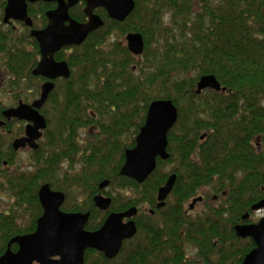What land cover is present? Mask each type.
I'll list each match as a JSON object with an SVG mask.
<instances>
[{"label":"trees","instance_id":"1","mask_svg":"<svg viewBox=\"0 0 264 264\" xmlns=\"http://www.w3.org/2000/svg\"><path fill=\"white\" fill-rule=\"evenodd\" d=\"M135 2L124 22L98 9L105 25L70 54H57L68 59L72 76L58 82L42 109L48 118L46 142L34 151L31 170L5 168L14 164L16 152L9 127H0V190L12 197L0 203V257L11 238L35 231L44 183L66 193L65 211H90L88 230L100 228L109 212L140 211L138 233L116 258L88 250L85 264H242L255 247L235 226L251 222L243 216L253 215L251 207L264 199V0ZM4 5L0 0V13ZM83 6L71 10L80 21L86 19ZM52 7L29 5L35 28L46 25ZM129 32L143 34L141 56L115 37ZM0 57L13 89L40 80L32 74L40 51L31 28L19 33L0 19ZM209 74L227 90L198 94L200 78ZM158 99H171L178 108L168 134L171 157L158 159L155 171L138 183L120 170L149 105ZM6 108L0 104V120ZM89 125L88 139L79 140V130ZM172 174L177 176L173 191L158 209V190ZM104 180L110 185L103 193L112 197L107 212L93 200ZM197 195L205 206L194 215L187 203ZM153 208L156 214L150 213Z\"/></svg>","mask_w":264,"mask_h":264},{"label":"water","instance_id":"2","mask_svg":"<svg viewBox=\"0 0 264 264\" xmlns=\"http://www.w3.org/2000/svg\"><path fill=\"white\" fill-rule=\"evenodd\" d=\"M39 0H9L5 8V23L20 20L26 26L33 27L34 22L28 14V2ZM56 2L55 9L47 12L48 25L43 29L33 28L31 36L40 46L41 59L33 69V76H44L49 80L43 84L39 98L31 104L21 101L18 106L7 108L3 116L7 120L18 119L28 122L25 135L13 142L15 151L24 149L27 145L38 149V140L47 128V119L40 109L45 105L51 91L55 88L54 80L71 76L67 61H58L55 54L63 47L80 46L88 36L105 22L95 13L97 8H104L110 19L125 21L133 12L135 0H42ZM85 2L87 22H80L70 16V9L79 2ZM126 45L135 56H141L145 50V39L140 32H129L126 35ZM206 89L226 91L215 75H204L197 84L196 92L201 94ZM178 108L171 99L154 100L148 108L145 124L136 137L133 148L126 150V159L120 170L121 176L133 178L138 183H144L155 171L158 158L168 160V134L178 121ZM0 122V126L3 125ZM204 138V136H202ZM176 174L169 177L158 192V207L166 204V199L173 191ZM110 184L109 180L101 182L103 189ZM39 199L43 214L37 220L36 230L29 234L13 237L6 252L0 257V264H85L86 252L90 248L104 253L108 259L116 258L125 240L133 238L138 233V227L133 219L138 214V208L132 207L123 212H112L103 226L96 231L86 229L90 212H65L61 209L66 201L62 191L53 190L50 184H44L39 190ZM203 197L195 198L189 208L194 209ZM95 205L102 211L110 208L112 198L98 194L94 198ZM264 208V199L251 207L253 212ZM250 213L243 216L248 220ZM128 219V221H125ZM240 238H252L255 247L245 256L242 264H264V216L257 222H245L235 226ZM12 244L19 246L17 251L11 249Z\"/></svg>","mask_w":264,"mask_h":264},{"label":"rangeland","instance_id":"3","mask_svg":"<svg viewBox=\"0 0 264 264\" xmlns=\"http://www.w3.org/2000/svg\"><path fill=\"white\" fill-rule=\"evenodd\" d=\"M0 19L2 21V13H0ZM12 26H15L16 28H18V32H22L24 25L19 24V23H13ZM116 38H120L122 41H125V35L123 36H118L117 34H115ZM126 43V42H125ZM1 58V57H0ZM2 63V62H0ZM36 77V76H35ZM34 82H23V84L21 85V88L18 89H13L10 85V77L7 73V71L4 68H0V104L3 107H15L17 106V104L19 103L20 99L23 100V102L25 103H31L33 102L35 99L38 98L39 93H40V86H41V81L34 79ZM35 90H37L38 94L34 96L35 94ZM15 91L17 93H15ZM45 107H48V104L45 105ZM48 119V118H47ZM25 128V122L23 121H16L14 122L9 129L12 130L13 132H15V134L13 136H11L12 138L20 135V132H23ZM92 126H87L85 128H81L79 130V140L86 142V140L88 139V134L90 133ZM8 130H6L7 133ZM89 131V132H88ZM93 132V130L91 131ZM12 140V139H11ZM8 142V141H7ZM42 146L45 144L46 140H42ZM40 149V148H38ZM37 149V150H38ZM36 151V150H34ZM33 150H24L21 149L20 151L16 152V158H15V162L12 165H8L5 164V168H7L11 173H14L18 170L20 171H24L26 169L31 170L33 167V162H32V155L34 154ZM77 169L79 167V165H76ZM172 165H167V168H171ZM110 190V189H109ZM84 197H82V199L84 200ZM196 197H200V195H197ZM194 197V198H196ZM192 198L188 203H187V207H189V204L192 202V200L194 199ZM7 202L9 201V197L8 194L1 192L0 190V203L1 205H5ZM198 205L196 206V209H194L195 213L194 215H196L198 212H201L204 209V202L202 201H198ZM146 209V208H145ZM142 212H148L146 210H142ZM264 216V208L254 212L253 215L250 216V220L251 222H257L261 217ZM28 216H24L23 220H27Z\"/></svg>","mask_w":264,"mask_h":264},{"label":"flooded vegetation","instance_id":"4","mask_svg":"<svg viewBox=\"0 0 264 264\" xmlns=\"http://www.w3.org/2000/svg\"><path fill=\"white\" fill-rule=\"evenodd\" d=\"M8 1L9 0H5V5H4V7L2 8V22H3V24L5 25V26H11V25H13V23H19V24H22V25H24V26H26L25 24H24V22H22V21H20V20H11L10 22H8V23H5V21H4V16H5V8H6V6H7V4H8ZM37 2H44V1H42V0H39V1H36V2H28V14H29V5H31V4H35V3H37ZM44 3H49V4H53L54 5V7H52V8H50V9H48L47 11H46V13H45V16H46V18H47V23H46V25L45 26H43V27H40V28H38V29H43V28H45L47 25H48V22H49V18H48V16H47V12L48 11H50V10H53V9H55L56 7H57V3L56 2H44ZM80 4H83L84 6L82 7L83 8V12H84V14H85V11H84V9H85V2L84 1H81V2H79L77 5H75V6H73L71 9H70V11H69V13H70V16L72 17V18H74L73 16H72V14H71V10L72 9H74V8H76L77 6H79ZM98 9H100V8H97L96 10H95V13L96 14H98L99 16H101L98 12H97V10ZM102 9H104V8H102ZM105 10V9H104ZM106 11V10H105ZM106 14L108 15V13H107V11H106ZM29 16L32 18V20H33V22H34V26L33 27H29V26H26V27H28V28H31V31H32V29L33 28H35V19H34V17H32L30 14H29ZM85 16H86V19L84 20V21H80V20H78V19H76V18H74V19H76V20H78V21H80V22H87L88 21V17H87V15L85 14ZM109 17V16H108ZM101 18L103 19V17L101 16ZM104 20V19H103ZM111 20H113V19H111ZM116 21V20H115ZM104 22H105V20H104ZM124 22V21H123ZM105 25V24H104ZM100 29V28H99ZM92 34V33H91ZM128 34V33H127ZM126 34V35H127ZM126 35H125V38H126ZM90 36V35H89ZM88 36V37H89ZM87 40V39H86ZM125 42H126V40H125ZM85 43V42H84ZM83 43V44H84ZM39 44V43H38ZM82 44V45H83ZM81 46V45H80ZM73 47H78V46H69V47H63L61 50H59L56 54H55V58H56V60H58V61H62V60H65V61H67L68 62V59L66 58V59H57V54L58 53H60V51H62V50H64L67 54H70L71 52H70V50L69 49H71V48H73ZM39 51H40V46H39ZM41 59V53H40V58H39V60ZM39 62V61H38ZM68 64H69V62H68ZM70 66V65H69ZM70 69H71V66H70ZM71 76H72V69H71ZM71 76L69 77V78H64V77H60V78H58V79H56V80H54L53 82H55V88L51 91V93H50V95H49V98H48V100L46 101V103H45V105L48 103V101H49V99H50V96H51V94L57 89V86H58V82L60 81V80H69L70 78H71ZM37 77V76H36ZM39 78H40V81H41V86H40V93H39V95H41V92H42V86H43V84H45L49 79L48 78H46V77H44V76H38ZM40 96H38V98H39ZM36 100V99H35ZM21 101H23V100H21L20 99V101H19V103L21 102ZM19 103L17 104V106L19 105ZM32 103V102H31ZM31 103H29V104H31ZM44 105V106H45ZM44 106L40 109V112H41V114L42 115H44V113L42 112V109L44 108ZM10 108V107H9ZM7 109V108H6ZM4 111V110H3ZM45 116V115H44ZM5 118V117H4ZM45 118H46V116H45ZM47 119V118H46ZM1 121H3L4 123H3V125L2 126H0V127H3V126H7V127H10L14 122H16V121H21V120H18V119H11V120H7L6 118L4 119V120H0V122ZM23 122H25V128H24V131L23 132H20V135H17V136H15V137H13L12 138V141H11V145H12V148H13V142H14V140L16 139V138H18V137H21V136H23V135H25V130H26V126H27V124H28V122H26V121H23ZM47 127H48V119H47ZM174 128V127H173ZM172 128V129H173ZM47 129V128H46ZM46 129L43 131V136L38 140V143H39V148H40V146H41V141L44 139V135H45V131H46ZM171 129V130H172ZM141 130V129H140ZM170 130V131H171ZM140 132V131H139ZM7 133H8V135L9 136H13L14 134H15V132H13L12 130H10V129H8V131H7ZM139 134V133H138ZM137 134V135H138ZM204 136V138H205V135H203ZM137 137V136H136ZM204 138H202V136H201V139H204ZM135 144H136V142H135ZM169 145V144H168ZM133 148V147H132ZM37 150V149H32V148H30L28 145H27V147L26 148H24V150ZM130 149V148H129ZM13 150H14V148H13ZM21 150V149H20ZM19 150V151H20ZM15 151V150H14ZM15 152H18V151H15ZM158 159H161V158H158ZM162 160V159H161ZM163 161H167V160H163ZM158 162V161H157ZM5 164H7V163H5ZM11 173V172H10ZM173 175V174H172ZM169 179V178H168ZM105 181V180H104ZM168 181V180H167ZM103 182V181H102ZM44 184H49V183H44ZM44 184H42V185H44ZM101 184V183H100ZM100 184H99V190H100V192L99 193H97L95 196H97L98 194H103V195H105V196H108V195H106V194H104L103 193V191H104V189H106V188H108V186L110 185H108L107 187H105V188H103V189H101L100 188ZM166 184V183H165ZM164 184V185H165ZM163 185V186H164ZM51 186V185H50ZM162 187V186H161ZM160 187V188H161ZM41 188V187H40ZM159 188V189H160ZM53 189V188H52ZM40 190V189H39ZM54 190V189H53ZM58 191H60V190H58ZM63 192V191H62ZM158 192H159V190H158ZM65 193V192H64ZM38 195H39V192H38ZM65 195H66V193H65ZM95 196H94V198H95ZM8 197H9V201H12V197L11 196H9L8 195ZM109 197H111V196H109ZM66 198H67V196H66ZM94 198H93V200H94ZM112 198V197H111ZM169 198V197H168ZM167 198V199H168ZM167 199H166V201H167ZM40 200V199H39ZM66 202V201H65ZM41 203V202H40ZM198 203L199 202H197L196 204H195V206H194V209H196V206L198 205ZM65 204V203H64ZM112 204V203H111ZM158 204H159V200H158V194H157V205H156V208H158V209H162L163 207H165L166 206V204L163 206V207H161V208H159L158 207ZM94 205H95V201H94ZM42 206V205H41ZM64 206V205H63ZM63 206L61 207V209L63 210V211H65L64 209H63ZM95 207H96V205H95ZM43 208V207H42ZM97 208V207H96ZM110 208H111V206H110ZM110 208L108 209V210H106V211H102V210H100L99 208H97L98 210H100V211H102V212H107V211H109L110 210ZM132 208V207H131ZM130 209V208H129ZM194 209L193 210H191V211H194ZM128 210V209H127ZM126 211V210H125ZM151 212V214H156V212H157V210L155 209V208H153V209H151L150 210ZM65 212H67V211H65ZM88 212H90V211H88ZM113 212H116V211H113ZM123 212V211H122ZM84 213H87V212H84ZM112 212H109V214L107 215V217L111 214ZM140 213V211H138V214ZM43 214V213H42ZM137 214V215H138ZM136 215V216H137ZM90 216H91V213H90ZM136 216L133 218L134 220H135V222H136ZM107 217H106V219H107ZM106 219H105V221H106ZM89 220H90V218H89ZM105 221L103 222V224L105 223ZM125 221H128V219H125ZM89 222V221H88ZM88 224V223H87ZM86 224V225H87ZM103 224L101 225V227L103 226ZM136 224H137V222H136ZM100 227V228H101ZM100 228H98L97 230H99ZM36 230V229H35ZM88 230V229H87ZM90 231H96V230H90ZM24 235V234H23ZM17 236H19V235H17ZM12 239V238H11ZM125 241H127V240H125ZM10 242V241H9ZM8 245H9V243H8ZM16 246V249L14 250L12 247L13 246ZM18 248H19V246L17 245V244H12V246H11V249L13 250V251H17L18 250ZM8 249V248H7ZM88 250H96V251H98V252H101V251H99V250H97V249H94V248H90V249H88ZM87 250V251H88ZM101 253H103V252H101ZM104 254V253H103ZM85 261H86V256H85Z\"/></svg>","mask_w":264,"mask_h":264}]
</instances>
